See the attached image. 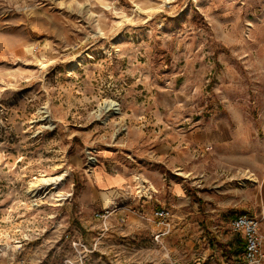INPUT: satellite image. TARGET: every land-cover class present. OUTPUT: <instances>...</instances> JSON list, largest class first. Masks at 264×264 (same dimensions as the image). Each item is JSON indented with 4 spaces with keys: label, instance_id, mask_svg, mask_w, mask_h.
Returning <instances> with one entry per match:
<instances>
[{
    "label": "rangeland",
    "instance_id": "374dc122",
    "mask_svg": "<svg viewBox=\"0 0 264 264\" xmlns=\"http://www.w3.org/2000/svg\"><path fill=\"white\" fill-rule=\"evenodd\" d=\"M230 144L264 148V0H0V264H246Z\"/></svg>",
    "mask_w": 264,
    "mask_h": 264
},
{
    "label": "crops",
    "instance_id": "0c3cea01",
    "mask_svg": "<svg viewBox=\"0 0 264 264\" xmlns=\"http://www.w3.org/2000/svg\"><path fill=\"white\" fill-rule=\"evenodd\" d=\"M227 146V145H226ZM221 145V151L228 153L226 157L227 162L231 165H237L238 167H243L244 169H251V172H255L256 177L260 181L251 180L250 183L248 180L242 189L246 192L247 199L256 200V203H253L254 206H258L264 210V148L255 149L254 145H246L244 150L242 145H233L230 144L229 150L224 151L225 147ZM237 148V150L235 149ZM240 159L239 161H235ZM103 172L100 178L94 176L93 178V187H95L97 194L100 198L104 199L106 193H110V189L121 188L123 185L129 184L132 182L133 178L123 172L122 170L110 171L106 166H99ZM250 183V185H248ZM256 194V197H254ZM106 199V198H105Z\"/></svg>",
    "mask_w": 264,
    "mask_h": 264
},
{
    "label": "built area",
    "instance_id": "2783aa9c",
    "mask_svg": "<svg viewBox=\"0 0 264 264\" xmlns=\"http://www.w3.org/2000/svg\"><path fill=\"white\" fill-rule=\"evenodd\" d=\"M158 215L166 217V212H158ZM233 227L236 231H242L246 238V264L259 263L264 255L262 254L263 236L260 233L259 219L256 216L242 213L238 214L233 221Z\"/></svg>",
    "mask_w": 264,
    "mask_h": 264
},
{
    "label": "bare ground",
    "instance_id": "6f19581e",
    "mask_svg": "<svg viewBox=\"0 0 264 264\" xmlns=\"http://www.w3.org/2000/svg\"><path fill=\"white\" fill-rule=\"evenodd\" d=\"M116 104L113 102H107V106L105 107L106 110H111L114 108ZM47 118L49 115L46 116ZM89 173V176H96L97 178H100L102 175L103 170L96 166L91 168L90 170H87ZM93 172V173H92ZM68 176V170L65 171L64 174L57 176V177H44L40 178L35 182H32L28 188L29 192L32 193L34 196H38L40 193V189L47 187L46 189L50 188V191H54L57 197V201L63 200L64 198H67L68 195L64 193V191L59 190L63 184V181L67 179ZM41 187V188H40ZM143 187V186H142ZM105 198L107 202L109 203L113 197L110 193L105 194Z\"/></svg>",
    "mask_w": 264,
    "mask_h": 264
}]
</instances>
